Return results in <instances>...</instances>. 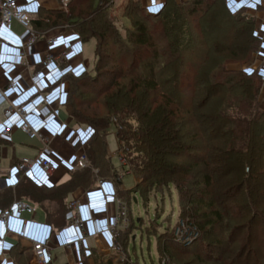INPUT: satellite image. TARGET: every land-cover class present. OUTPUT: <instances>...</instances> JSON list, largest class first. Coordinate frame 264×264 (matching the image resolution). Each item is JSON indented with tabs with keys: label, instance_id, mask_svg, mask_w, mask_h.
<instances>
[{
	"label": "trees",
	"instance_id": "1",
	"mask_svg": "<svg viewBox=\"0 0 264 264\" xmlns=\"http://www.w3.org/2000/svg\"><path fill=\"white\" fill-rule=\"evenodd\" d=\"M112 6L113 0H72L67 11L32 20L33 29L61 26L84 41H96L94 73L69 77L65 101L74 122L89 128L87 152H83L89 166L73 172L57 188H38L22 181L16 199L54 204L57 211H46L47 222L61 229L68 223L65 200L71 192L88 188L96 178L121 185L107 151L106 132L113 124L138 180L132 191L118 192L127 205L133 192L145 197L156 186L162 188L157 193L173 187L179 199V219L206 237H215L221 228L232 236L264 222V201L253 200L248 191L244 206L237 204L236 194L226 200L220 195L219 202L214 197L218 182L230 184V189L235 177L237 183L264 177L262 80L257 71L243 69L260 45L252 19L230 12L224 0L183 4L168 0L155 16L136 3L139 20L119 31L109 17ZM115 55L120 56L119 68L102 73L111 81L97 91L95 86L105 77L101 69ZM205 107L210 109L208 115L200 113ZM128 114L136 117L134 129L129 122H121L120 116ZM127 149L133 150L135 158ZM93 170L98 171L96 175ZM245 170L248 174L242 180ZM13 198L12 191L2 192L0 208L8 210ZM130 222L124 238H129L134 225L131 214ZM168 234L158 237L160 253L161 240L169 247L176 244L174 238H161ZM95 257V261L100 258L103 264H113V255ZM129 261L128 256L126 264ZM83 264H89L88 259Z\"/></svg>",
	"mask_w": 264,
	"mask_h": 264
},
{
	"label": "crops",
	"instance_id": "2",
	"mask_svg": "<svg viewBox=\"0 0 264 264\" xmlns=\"http://www.w3.org/2000/svg\"><path fill=\"white\" fill-rule=\"evenodd\" d=\"M18 1L27 8L33 21L42 19L44 14L65 10L62 8L63 0ZM172 1L183 4L190 0ZM224 1L230 12H241L243 16L252 19L254 33L258 36L260 45L250 63L243 66V69L249 73L257 71L260 76L264 75V0ZM115 2L116 0H113L114 4ZM167 2L168 0H134V3L140 4L141 8L152 16L158 15ZM120 23L124 27L125 24L121 21ZM34 30L42 39L27 51L23 60H19L17 54L25 37V30L17 34L12 25L9 30L3 32L4 43L0 45V67L10 72L18 86L16 90L7 92L5 99L0 97V111L3 112L10 103L25 106L29 114V123L37 135L30 138L29 145H26L29 154L22 159L34 161L43 154L55 167V173L46 174L38 164L20 171L16 168V164L22 159H16L14 156L8 171L0 172V194L10 190L14 201L17 200L16 188L22 181L46 189L57 188L68 182L72 173L78 171L75 169L76 160L82 150L86 149L89 141V128L74 122L65 109V101L70 88L67 79L77 78L93 71L96 41H84L76 32L61 26L44 28L41 26ZM50 38L57 40L52 52L60 56L59 62L43 73L35 83L32 75L34 70L39 68L48 51L45 39ZM91 44L94 45V66L89 63L92 54ZM63 52L67 55L64 59L61 58ZM0 85L3 86L4 82L1 81ZM259 102L261 107H264V83L260 89ZM62 111L66 114L67 120L61 119ZM3 122L2 117L0 128ZM18 132H21L18 127L14 128L11 141L0 138V159L6 156L7 148L13 146V136ZM93 173L97 174L94 171ZM120 186V184L116 186L108 179L96 178L88 188H77L67 196L65 205L72 200L81 202L82 217L86 221L85 238L80 246H75L73 249L66 248V244L79 236L69 231L67 225L60 229L47 222L46 211L55 213L57 207L49 202L41 205L27 200L35 208L33 214L23 213L20 220H9L6 225L0 223V264H25L27 260L29 264H35L31 247V243L35 241L48 244L53 258L52 264H83L86 259L89 264H101L100 258L95 261V256L114 255L111 254L114 252L111 249L113 241L107 229L113 223L116 212L115 199L119 198L125 203L118 196L119 191H124ZM36 209L41 210L43 214L35 211ZM3 211L5 210L0 208V213ZM128 211L130 219V210ZM24 224L27 228L25 233H22ZM126 232H120L119 237L122 238ZM79 240L81 241V238L77 239Z\"/></svg>",
	"mask_w": 264,
	"mask_h": 264
},
{
	"label": "rangeland",
	"instance_id": "3",
	"mask_svg": "<svg viewBox=\"0 0 264 264\" xmlns=\"http://www.w3.org/2000/svg\"><path fill=\"white\" fill-rule=\"evenodd\" d=\"M67 10L65 9V11ZM109 17L119 31H122L123 28L132 27L134 22L139 20L136 12V3H134V0H116L110 9ZM120 21L125 24L124 27ZM194 22L195 26L196 21ZM12 25L14 32L17 34L23 32V29L17 23H13ZM90 46L92 54L89 58V63L94 66V45L91 44ZM118 56L115 55L113 62H106V65L101 69V74L118 70L120 64V56ZM89 73L93 74L94 69ZM103 74L102 76L105 77L99 79L98 84L95 86L97 91L108 86L111 81L108 75ZM209 110V107H205L200 113L202 112L208 115L210 113ZM2 117L3 112L0 111V120H2ZM60 117L62 120H67V116L63 111ZM120 118L121 122H129L127 125L133 129L138 126L134 115H121ZM30 138L22 132H18L13 136V146L8 147L6 156L0 159V172L8 171L10 162L14 156L16 159H22L28 156L29 151L26 145H29ZM106 142L111 163L114 169H118L117 153L119 146L116 138V128L113 124L106 132ZM85 151L87 152V149L83 150V152ZM127 151L129 155L133 154V150L127 149ZM132 157H134V154ZM199 171V168L194 170L197 173ZM246 174H248V170H245L244 175H242V180H245L244 176ZM236 178L233 180L234 182L231 184L230 189H227V186L230 184L225 185V182L216 183L214 197L217 195L218 198L216 197V200L218 202L220 195L223 200H226L229 196L236 194L237 204L244 206L246 204V191L251 193L253 200L258 199L264 201V177H260V181L258 182L249 183H243L242 181L237 183ZM137 183L136 175L130 174L121 180L120 188L125 192L132 191ZM257 184L259 187H257ZM237 188L239 190L235 191ZM160 191L162 192V188L156 186L151 188L145 197L139 192L131 193L130 203L127 205V209L130 210L134 225L129 230V238H117L121 253L111 252V254H114L113 264H126L127 262L122 259L126 255V251L128 252L130 260L129 264H264V234L262 232L264 231V222H256L250 230H241L239 232L240 234L237 233L232 236L230 234L228 236L227 233L225 235L224 229L221 228L218 229L215 237H206L195 229L190 230L188 228L189 224L185 220L179 219V199L174 188L170 187L169 190H163V193H157ZM252 192L254 193L252 194ZM261 208L264 210V206ZM35 211L43 214L39 209ZM180 221L183 222V225H179ZM236 224L237 222H235ZM179 228L183 230V233L182 231L179 232V230L177 234L176 230ZM168 232L169 234L166 237L161 238H174L176 244L173 243L169 247L165 245V241L161 240L162 252L160 253L157 247L158 237ZM229 232L231 233V230ZM177 238H186L185 241L188 240L187 242L191 243H182V245L190 246V248H187V250L181 249V244L177 242Z\"/></svg>",
	"mask_w": 264,
	"mask_h": 264
},
{
	"label": "built area",
	"instance_id": "4",
	"mask_svg": "<svg viewBox=\"0 0 264 264\" xmlns=\"http://www.w3.org/2000/svg\"><path fill=\"white\" fill-rule=\"evenodd\" d=\"M72 0H63L62 8L67 9L69 3ZM13 23H17L26 34L21 41L20 47L18 49L17 57L18 59L26 58L27 51L35 47L38 42L42 39L32 27V19L28 13L25 6L21 5L18 0H0V45L4 43L3 32L9 30ZM48 48L44 59L40 62L39 68L34 70L32 79L35 83L39 81L43 73L49 71L51 68L55 67L59 62L60 56H56L52 52V48L56 45L57 40L55 38L45 39ZM66 53L61 54V58H66ZM262 82H264V75L260 76ZM3 81L4 85H0V97L5 99L6 93L17 89L18 83L15 78L10 75V72L4 70L0 67V82ZM3 120L0 128V138L5 141H11L14 128L18 129L25 135L29 137H34L37 133L33 130L31 124L29 123V114L23 105H14L10 103L3 110ZM118 169H114L116 179L121 181L124 177L133 174L132 169L128 165V160L125 156V144H118ZM36 164L40 165L43 171L48 175H53L55 173V167L53 164L46 159L43 154L39 155L36 160L22 159L16 164V168L20 171L25 170V168H30ZM88 167V161L85 154L82 153L78 156L75 164L76 170H83ZM95 173L98 171L95 170ZM103 184V183H102ZM101 185V184H100ZM116 212L114 215L113 223L109 225L107 232L111 236L113 244L112 251L121 253V248L117 243V238L120 236V232L127 231L130 227L129 211L127 205L123 203L119 198L115 199ZM68 211L67 216V229L73 231L81 238V241L77 239L72 240L66 244V248L73 249L75 246H80L85 238L86 233V221L82 217V204L78 200H72L66 204ZM23 213L33 214L34 208L26 201L15 200L11 207L0 213V223L6 225L9 220H20ZM179 225H183L180 221ZM26 224L22 226V233L26 231ZM177 229V234L183 230ZM179 231V232H178ZM186 238H177V242L180 244H189L191 242L185 241ZM188 239V238H187ZM117 243V244H116ZM33 260L35 264H52V255L50 252V247L47 243L32 242L31 243ZM123 254V253H122ZM124 261L128 260V255H124L122 258Z\"/></svg>",
	"mask_w": 264,
	"mask_h": 264
},
{
	"label": "water",
	"instance_id": "5",
	"mask_svg": "<svg viewBox=\"0 0 264 264\" xmlns=\"http://www.w3.org/2000/svg\"><path fill=\"white\" fill-rule=\"evenodd\" d=\"M135 202H136V200H135Z\"/></svg>",
	"mask_w": 264,
	"mask_h": 264
}]
</instances>
